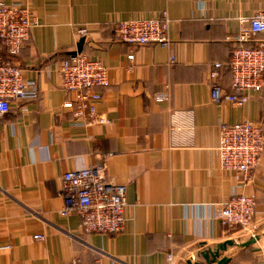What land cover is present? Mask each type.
Returning <instances> with one entry per match:
<instances>
[{
    "label": "crops",
    "instance_id": "0c3cea01",
    "mask_svg": "<svg viewBox=\"0 0 264 264\" xmlns=\"http://www.w3.org/2000/svg\"><path fill=\"white\" fill-rule=\"evenodd\" d=\"M8 1L26 4L39 22L12 58L39 97L13 103L0 122V264H69L76 258L89 264H188L207 247L252 240L217 219L236 185L235 175L221 168L218 147L222 124L264 127V91L245 106H218L208 72L229 61L240 20L263 11L264 0ZM163 13L170 20V48L118 39V22ZM81 39L82 54L109 71L111 85L100 90L97 104L108 120L104 125L88 126L63 107L76 96L62 88L60 65ZM0 55L8 57L1 46ZM221 77L230 90L227 67ZM161 94L168 101L158 102ZM99 165L109 182L128 189L127 222L119 234H86L79 216L61 215L62 176ZM246 193L258 201L259 239L229 247L221 254L228 264L264 261V153Z\"/></svg>",
    "mask_w": 264,
    "mask_h": 264
},
{
    "label": "built area",
    "instance_id": "2783aa9c",
    "mask_svg": "<svg viewBox=\"0 0 264 264\" xmlns=\"http://www.w3.org/2000/svg\"><path fill=\"white\" fill-rule=\"evenodd\" d=\"M240 22L242 27L232 40L235 45L229 61L212 64L208 72L211 99L218 106H245L254 94L264 91V39H258V36H264V10L242 18ZM169 23L166 13L149 19L120 21L117 23L118 39L134 47L158 45L168 49L171 44ZM38 25L37 17L26 4L0 0V46L8 54V57L0 55V122L10 113L13 103L39 97L35 82L27 79L24 71L12 61ZM86 32V29L81 30L83 34ZM174 60L172 56L171 61ZM128 61L133 63V54L128 56ZM226 67L231 74L230 90L221 83L222 71ZM60 76L62 88L76 96L63 105L65 109L74 110V116L88 126L108 123L97 112V104L102 98L100 90L111 85L109 71L101 61L82 53L70 56L61 63ZM168 99V95L161 94L157 101L166 102ZM218 152L222 169L234 174L237 182L233 193L220 204L217 219L226 228L252 232L258 201L247 194L246 189L251 185L264 153L263 125L256 122L222 124ZM127 190L125 185L108 181L104 166L66 172L62 176L64 206L61 215L79 216L81 229L86 234H119L126 226ZM34 239L43 241L44 235H36ZM169 260L172 262L173 256H169ZM69 264L89 263L76 258Z\"/></svg>",
    "mask_w": 264,
    "mask_h": 264
},
{
    "label": "water",
    "instance_id": "95a60500",
    "mask_svg": "<svg viewBox=\"0 0 264 264\" xmlns=\"http://www.w3.org/2000/svg\"><path fill=\"white\" fill-rule=\"evenodd\" d=\"M84 41V39H81L77 51L74 52L72 56L82 53ZM258 239L259 238L255 237L249 242L243 244H238L234 240H229L227 242L218 244L215 247H207L197 254V260H190L188 264H228L230 262V258L228 256L221 257V254L227 252L229 247H247L256 243Z\"/></svg>",
    "mask_w": 264,
    "mask_h": 264
},
{
    "label": "rangeland",
    "instance_id": "374dc122",
    "mask_svg": "<svg viewBox=\"0 0 264 264\" xmlns=\"http://www.w3.org/2000/svg\"><path fill=\"white\" fill-rule=\"evenodd\" d=\"M158 98V97H157ZM160 103H162V102H160ZM219 144H220V138H219ZM219 148V147H218ZM219 159H220V155H219ZM222 168V167H221ZM253 179H254V177H253ZM236 182H237V180H236ZM256 216V215H255ZM125 217H126V211H125ZM126 222H127V217H126ZM255 226V219H254V222H253V226H252V232L250 231V232H245V231H243L242 229H240L242 232H244L245 234H248V235H252L253 237L252 238H255L254 236V227Z\"/></svg>",
    "mask_w": 264,
    "mask_h": 264
}]
</instances>
